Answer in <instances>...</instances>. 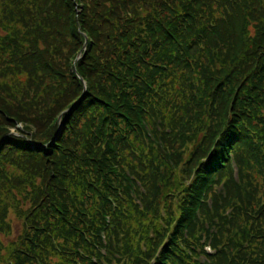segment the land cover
Segmentation results:
<instances>
[{"label": "trees", "instance_id": "trees-1", "mask_svg": "<svg viewBox=\"0 0 264 264\" xmlns=\"http://www.w3.org/2000/svg\"><path fill=\"white\" fill-rule=\"evenodd\" d=\"M0 141V264H264V0H0Z\"/></svg>", "mask_w": 264, "mask_h": 264}, {"label": "rangeland", "instance_id": "rangeland-1", "mask_svg": "<svg viewBox=\"0 0 264 264\" xmlns=\"http://www.w3.org/2000/svg\"><path fill=\"white\" fill-rule=\"evenodd\" d=\"M78 10H79V12H81L82 8H78ZM86 40H87V38H86ZM86 43H87V41L84 42V45H83L82 50L78 53V55L76 56L75 59H73V57L70 58V60H69V64H70V66H69V68H68V71H70V73H73L75 70H77V67H76V66H77V61L80 60V58L82 57V52H83V50L86 48V46H85ZM75 55H76V54H75ZM75 55L73 54L72 56H75ZM85 88H86V87H84V89H85ZM66 111H67V110H66ZM66 111H62V112L59 113L58 118H59L60 120H61L63 114L66 113Z\"/></svg>", "mask_w": 264, "mask_h": 264}, {"label": "water", "instance_id": "water-1", "mask_svg": "<svg viewBox=\"0 0 264 264\" xmlns=\"http://www.w3.org/2000/svg\"><path fill=\"white\" fill-rule=\"evenodd\" d=\"M85 46H86V44H85Z\"/></svg>", "mask_w": 264, "mask_h": 264}]
</instances>
